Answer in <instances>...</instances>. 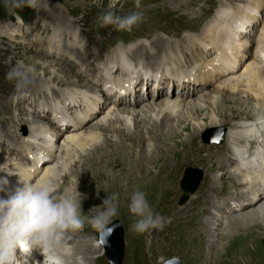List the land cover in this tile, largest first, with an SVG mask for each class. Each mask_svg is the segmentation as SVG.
Masks as SVG:
<instances>
[{
    "label": "rangeland",
    "instance_id": "obj_1",
    "mask_svg": "<svg viewBox=\"0 0 264 264\" xmlns=\"http://www.w3.org/2000/svg\"><path fill=\"white\" fill-rule=\"evenodd\" d=\"M185 1H189V0H185ZM185 1L184 0H140V8H136V0H40V7L39 8L33 9L30 7L24 6L21 8H16V9H12V10L8 11L9 6H8V4H6V0H0V138H1L0 139V151H1L2 156H4V158L3 157L1 158L0 163L7 165L4 167L5 170H7V171H4V172H3V170L0 171V175L9 173L11 176L12 171H10L9 169H6V167L8 168V165H9L8 161L12 162V164H15L13 168L17 172L15 174H12L11 179L9 181L11 183H14V181L12 179L16 175L19 174V170L20 169H21V171L27 170V167H25V168L20 167V165H22L23 162L26 161V159L21 156L22 153L20 152L18 147L19 148L22 147V143L27 142L26 145H31L30 143H32L27 138L21 139L20 141H14V140L18 139V135L9 132V129H10L11 132H13V131L16 132L19 130L20 133L21 132L23 133V128H22L23 126L18 125L16 120L15 119L13 120V118H12V117H14V114H15V108L12 111V107L7 105L8 101L6 99L11 101L14 98V96L16 95L14 92L10 91L11 89L13 91H15L14 82H9L6 79V75H7L8 70L10 68L16 66L17 63L20 61L23 62V66L29 67L31 69L29 75H30V78L33 81V83L26 89V94H24V95H27L28 97L25 98V96H22L21 98H25V100L23 102L28 101V99H30L31 97L35 98L34 101H37V100L39 101V99L41 98L40 101L42 100L41 103H44V105L40 104V107H43V108L46 104V98L43 94L40 95V93L43 92L44 89H45L44 93L46 96H48V92H50L51 90L58 89L60 91L61 94L60 93L58 95L52 94L56 97L54 99L56 101V103L60 102L59 99H61L62 96L66 95V93L63 90H66L67 94H69L70 92L74 94V92H78L79 90L73 89V88H67L69 86V83L67 82L66 79H64V76H62V75L59 77H55V75H54L55 69L54 68L50 69V71H52V72H50L49 74H44L43 70L39 66V65H41V63L43 65H47L50 62H55V63H58L60 66H62V68L64 70H68L69 72H71L70 74L73 75L74 77L84 76L85 79L88 78V76L84 75L83 73H80V68H81V70H84L86 68V65L80 61L81 58H80V60H77L73 55V51H71L70 53L68 51V44H72L75 42L77 45L84 47L87 44L88 40L80 32H79L80 37L78 39L80 41H77L75 38H73L71 36L72 34H70V29L73 26H71L69 23H71V22L78 23V24H81L82 26L85 27V30L88 33V35L86 34V36L90 40H92V42H91L92 47H91V44H88L85 47V49H90V50L93 49V51L91 50L92 56H96L98 54V52L101 53L105 48V46L97 47L98 43H100L102 40H110V39L117 38L124 31L127 33V35H129L133 38L139 37V36H144L142 38H137L133 41L132 50L134 52H136L138 49H140V47H143L145 49H150V46H151L150 43H152V41H156L159 38L162 39L163 37H164L163 39H165V40H167V39L182 40L181 43H178L177 46H175L176 51H179V50L182 51L183 49L186 48V46L183 45V43H184L183 38L185 36H187V37L189 36V38H192V37H195L196 39L199 38L200 40L201 39H208L207 36L211 35L212 33L219 35L220 32L225 31L226 28H223L224 26H226L228 28V34H227V36H225L223 41H221V43L223 44L224 42H228L230 44L231 40L233 41L234 38H236L237 33H235L234 30H232V28H229V26H231L232 23L233 24L235 23V26H236L235 28H237L236 31L241 32L242 30H239L238 27H240L241 23L245 19H247V15L245 13L248 12L252 6L254 7L258 4V2H250L252 0H236V1L235 0H206V4L203 5L201 0H193L195 3L194 4L190 3L187 6V3ZM244 1L248 2V4H245ZM110 3L113 5L112 10L118 16H125L130 12L139 11L143 14V19L137 25L133 26L131 31L117 30L115 28V26H113V25L100 27L99 24L97 23V17L99 14L108 10ZM213 3L215 5H217V4H219V5L214 9V11L212 12L211 15H209V17H211L217 9H218L219 13H217V16H215L214 18H210L212 21H210V23L208 25L204 26L205 19H206V17L208 18L206 7H207V5H212ZM255 3H257V4H255ZM243 8H245V9L242 10ZM238 10H240V11H238ZM224 13L227 14V18H225L224 15L218 16V14L222 15ZM213 19H215V20H213ZM222 20L225 22H228V23L226 25H221V27H222L221 29H223V30L216 29L214 32L213 30H214L215 26H210V25L215 23V21H217L218 23H221ZM49 23H52L51 32L49 34V37H48V35H46V37H44L48 43L41 44L40 40L44 41L42 34H45L42 32V27H43V29L47 28L49 31H50V28L47 26H44V25H39V24H49ZM190 23H191V25H189ZM194 24H195V26H194ZM33 25H36L35 29L38 28V29H36V30H39L38 34H37V31L33 32L32 28H31ZM82 26H81V30L84 31V28ZM187 27H190V29ZM243 27H244L245 32L243 33V35H241V33H240L241 36L239 37V40H237V38L235 39L236 42L239 41L241 44H247L248 45L253 41V44L256 45L259 38H261L260 37L261 34H260V32L256 33V28L254 26V23H252L251 21H250V23L246 22V25H244ZM248 29H253V35H252L251 39H249V37L245 38V39H247V41L244 42L243 38L245 37V34H248ZM210 30H212L213 32L209 33ZM56 35H58V36L60 35V37H62V39H65V42L67 43V45H64L63 49L62 48H54L55 42L53 41V38ZM262 36H264V34ZM240 39H242V41ZM242 42H244V43H242ZM247 45L245 46L246 49H248ZM148 46H149V48H148ZM41 48L44 49L47 53L46 52L44 53V51L41 52V50L38 51ZM54 49L57 53H59L61 55L62 54L63 55H66V54L69 55L70 54L68 56L69 57L68 62L67 63L61 62L59 60V58H57L55 55L52 56L51 52ZM114 51H116L115 53H117V52H122L123 50L118 48V49H115ZM246 52H247V50L244 53H246ZM115 53H112L110 55H113V54L115 55ZM124 54H126V53H124ZM197 57H199V55ZM209 57H210V55H209ZM128 58H126L127 61H132V59L129 55H128ZM140 62L146 64L145 59L140 60ZM35 63H37L36 64L37 67L34 68ZM79 63H80V65L78 68ZM203 63L207 66L210 65L209 61H203ZM251 64H255V61H252V62L250 61V63L248 65H251ZM241 66L242 65H240V67ZM157 67H158V65L153 66V67H147V68H157ZM244 68L245 67H243L239 71L235 72V73H238L237 75H234V73H231V74L226 75V76L223 75L221 77L222 79L219 78V79H221L220 82L218 80L217 83L214 86H212L211 88H208V90H206V89L201 90V91L195 93L192 97L189 96L188 98H182V97L177 95L178 94L177 92L170 94V92L168 90L160 95V97H163L164 99H167L168 101H170V100L174 101V99L175 100L176 99H178V100L179 99L191 100V102H190L191 104H189V106L186 109L181 110V113H184L181 115L183 117V119H182V117H180L179 121L177 120L178 122H176L173 126H171L170 130L168 129L170 132V133L169 132L167 133V135L169 134L168 140H167L168 144H166V146L161 149L164 152L160 151L158 153V155L155 157L154 163H152L151 167L148 168L150 171L147 170L145 172V177L146 176L147 177L145 178V181L143 182L142 189L145 191L146 196L153 195V194L154 195H160L161 192H163L165 189H167V187H169V185L171 183H173L175 180H180L179 185L177 187L179 189V193H178L179 197H177V199L175 201L172 202L171 198L165 197V198H162L158 201H155L154 205H153L154 212H156V213L160 212L161 214L160 213L159 214L163 218L165 217L164 218V226H163L164 229L163 228L162 229L156 228L155 231H154V229H150L144 233L134 232L131 228V225H132L135 218L133 217V215L129 211V205L131 202L132 193L134 190H136V188L122 185L123 179H121L120 181L118 179H115V180H118V181H116L118 189H116V186L109 185V181H111V180L106 179V177L101 178V179L97 178V176L99 175V172L101 173L102 170H101V166H100L101 159H100V157H96V156H99L100 154L103 155L106 151H108L106 153H109V149H108L109 147L108 148L106 147L105 150H102V151L99 150L94 155H92V157H96L92 161L94 163H96V162L97 163L95 166L92 163L87 164L85 166V167L88 166V169L84 168L87 171V178L89 179L87 181L85 175L82 174L81 172H79L80 174H78V175H74V174L71 175L70 171L67 170V169H69L70 165L74 164L75 162H78L77 164L81 165L82 158L80 156L83 153H85L86 149L83 146H81L79 151H78V149L73 151L70 159H68V158L65 159L63 157V155H61V154L59 155L58 151L60 150L59 148H61V145L63 144V138H65L66 135H63V136L57 138L59 140L58 141L59 143L57 142V144H59L60 146L58 145L59 147L57 148V151L55 152L56 154H55V156L53 155V157L51 159L52 163H54V166H55V169H54L55 171L52 173V175L53 176L56 175L55 179L61 187L69 188L70 192L73 195H76V196H78V198L80 197L82 199V201H83V203H82V215L86 221L85 227L82 230L75 232V233H69L68 235L71 237H75V238L87 237V238L92 239V240H89L91 242H88V244L92 245L94 247L97 245L98 248H100V249H98L95 252H91L90 256L100 257L102 264H111L110 260L108 259L107 255L105 254L104 247L102 246L103 244L97 243V241H99V236L91 228V226L88 225L87 217L92 215V213H89V211L93 206L100 205L102 203L103 199L107 198L108 195H112L115 193V194H117V199H119V200L116 201L117 206H118L117 215L115 217H113V219H116V218L120 219L122 222V225L124 227V233H125V259H124V264H139L140 261H141L140 264H163L164 261H166L167 259H170L172 257H177V258L181 259L184 264H222V254L225 252L226 247H223V248H222V246L220 247L221 255L218 257L215 256V254H214V252L216 251V247H211L210 250L207 251L205 254H203L202 252L198 253V251L196 249L191 250L190 247L185 246L178 241L181 237L185 236L186 233H177L178 235L176 236V232L179 231L180 229H182V226L185 227L186 229L193 226L189 222L185 225H182L181 221L182 220H188L189 218H192L193 213H195L196 209L201 208V206L203 205V198H205V194L206 193H208V194L212 193L210 190L208 192L207 183H205L204 181H205V174H206V172L209 173L212 170V167L210 165H212L213 163L211 164V161H212L211 159H210L211 160L210 161V160H207L203 157V155L205 156L208 152L205 151V149H204L205 147L203 148V150H204L203 153L200 151V148L202 147L201 144L215 146V149H217V150H219V148H220V151L214 152V155H213V160L218 162V164H215V165L220 166L223 163V161H225L223 159L230 158V157L221 156V155H226L229 152V151H226L227 148L224 146V144L227 143L226 139L228 141L227 132L229 130V125H231L232 122L233 123L237 122V121L242 122L244 120H247L248 117H246V118L244 117L245 118L244 119L243 115H245V113L237 111L236 110L237 105H236L233 107L235 112H236L234 117L229 119L230 118V111H232L233 108H231L230 111L228 109L224 108L223 109L224 114L228 115V117H225V118H228L229 120L227 119V122L226 123L224 122L223 125H221V126H218V127L209 126L205 129H203L202 132L200 133V135L196 138H193L194 137L193 134H190L191 131H188V130L185 131L184 127L188 124L189 121H191V120H189L190 116H192V117L199 116V112L197 110H194L191 105H193L192 99H197V101L199 103L203 100V99L202 100L198 99L200 95L204 96L203 98L207 103V105H205V106L207 107L208 110L210 108L209 107V101H210L209 98L218 97V99L224 100V98H227L228 96H230L231 98H229L228 100L236 101V99H240V95L241 96L243 95L244 97H247L248 94L251 95L252 92L248 91V88L245 87L246 84L240 86L235 81L236 80L235 78L238 77V75L243 74L245 72V70H243ZM124 70L125 69H121L120 73H123ZM69 81L72 83H75V85L77 84L76 81L74 82V80H69ZM225 81H226V83H224ZM233 86H238L239 90H237V91H239V92L236 91L237 93L232 94L231 93L233 91L232 89H234ZM81 88H83V89H81ZM81 88H79V89L82 91L86 89V87H82V86H81ZM224 88H225V90H224ZM86 93H88V92H86ZM203 94H205L206 96ZM212 94H213V96H211ZM219 94L222 97L219 96ZM195 95H197V96H195ZM76 96L78 97V95L74 94L73 98H76ZM232 97H235L236 99L235 98L232 99ZM147 98L148 97H146V98L144 97V99H142V101L139 103V106H137V105L136 106L135 105L129 106L128 104H124V105H121L119 107L121 109L125 106H128V107H131L133 110L139 111V110H141V108L144 105L148 104L151 101V99L148 98L149 99L148 100ZM153 100H154V98L152 99V101ZM160 100L161 99H159V101ZM237 101H239V100H237ZM19 102H20V100H19ZM48 102H49V100H48ZM248 102H251V104L253 106H258L257 100L254 98L249 99ZM31 103L33 104V101H31ZM221 103H224V102L219 101V105H221ZM111 107H113V106L104 107L101 111L98 112V115H100V117L98 119H96L95 121H92L91 123L85 125L84 128L81 130L85 131L87 127L89 128L90 126H93L96 121H100L102 119V117L104 116V114ZM153 107H155V106H153ZM148 109H149V107L144 108L142 110H143V112H144V110H146L147 111V118H150V115L153 114V112L148 110ZM188 109H189V111H188ZM21 112L22 113H19V115H18V119L19 120H21V119L26 120V126L27 127L29 126L30 128L29 127L28 128L31 131V134L29 135V139L33 138L34 134L31 130L32 124H33L32 121L34 120V117L36 119V117L40 118V116L38 114H36L38 112H36V113H33V112L24 113V109ZM25 116H28V117L25 118ZM47 116H51V114H47ZM126 116H127V118H126L127 122L129 123V125L132 126L133 125V119H132L131 115L126 114ZM158 116L159 115H157V114H153L152 118L154 119V118H157ZM220 117H222L221 114H220ZM211 118H212V116H211ZM3 119L6 120V121H4V123H2ZM249 119H251L249 121H255V120H257V117H256V115H254V116L251 115V117H249ZM150 124H152V123H150ZM203 124L204 123L202 121H200L197 125L201 126ZM246 124H248V122L242 123L240 125H246ZM8 125H9V129H8ZM119 125L116 124L113 128L111 126L108 127V125H103V126H101V128L102 127L103 128L101 129L102 131L100 130V132L101 133L103 132L102 134H104V136H107L108 133H104V132L110 131L109 135H111V133L113 131H115V129ZM141 125H142V128H144V129L141 131L135 132V134H133V137L131 138V140L136 139L137 141L138 140L143 141L145 134L147 135L146 131L148 132L149 130L147 129V127L144 126L143 123H141ZM180 125H182V126H180ZM105 127H107V128H105ZM208 130L210 132H207ZM150 131L153 134V131L152 130H150ZM239 132L247 133V129H239ZM84 134H88V133L85 131ZM142 134H143V136H142ZM205 134H206V136H208V138L215 137L216 135H220L221 137L223 136V141L220 145H217L214 143L213 144L206 143V142L204 143L203 140L205 141V138H203V135H205ZM170 135H172V136H170ZM176 135H179V136H176ZM4 137H5V139L3 141ZM20 138H21V136H20ZM40 138H43V136L39 135V139H38L39 142H40ZM110 138H111V136H110ZM123 138H119V137L115 138L114 137L113 139H115V140L117 139L118 142H123L125 146L130 145L129 141H122ZM9 140H12L14 143L12 144ZM177 141L180 142L181 144L178 143ZM6 142H8V143H6ZM20 142H22V143H20ZM159 142H162V143L165 142L164 141V135H161L159 137ZM44 144L46 145V143H44ZM105 145H106V143L104 144V146ZM222 145H223V147H221ZM155 146H156V142H155ZM217 146H220V147H217ZM82 148H84V150H81ZM134 149L135 148H133V150ZM154 150H155V148H154ZM35 151H37V150H35ZM179 154H180V156H179ZM187 157L189 159H185ZM21 158H23V161H20ZM27 158H28V156H27ZM175 160H177L178 163H180V165L182 164L181 162H183L184 164L181 165L182 167L180 165H177L178 169L173 174H171V172H167V173H163L162 175L159 176L160 166L165 167L167 164H173V162ZM183 160H185V161H183ZM31 161H33V163H34L35 160L31 159ZM46 162L48 163L49 161H47V159H44V161H43V163H45L44 166L47 165ZM62 162H64V164H62ZM109 162H111V164H109L107 167H105V165L103 166V168L105 170L107 169V171L108 170L110 171V165H112L114 163H116V164H114V166L118 165L121 162H123V160H121L119 157L116 156L112 160H110ZM98 163H99V165H98ZM58 166H60L61 168ZM114 166H113V171H115ZM91 167H92V169H91ZM187 167H192L194 169L197 168L198 171L200 172L201 179H200L198 187L194 190L193 194L188 195L189 198L183 204L180 202L183 198L182 191H181V188H182L181 179L184 176V171ZM120 169H123V168H120ZM120 169H117L115 172L119 173L121 171ZM93 170H95V171H93ZM178 170H182L181 171L182 176L180 175V172H178ZM231 170H233V168ZM44 171L45 170L43 169L42 172H44ZM68 171H69V173H68ZM42 172L38 171L39 174L36 173V176L33 178L31 177L29 180L32 182H35L36 180L39 179ZM216 173H217L216 174L217 176H220V174H223L222 171H220V172L218 171ZM174 174H176V175H174ZM65 175L69 176L67 179H69V181L73 183V188H72V185L68 184L69 181H67L68 183L66 181H64L66 179ZM156 177H158L159 179ZM162 177L165 179H163ZM156 179H158V180H156ZM17 180L18 181H15L16 183H18L20 181L19 175H18ZM224 181L227 183V180L224 179ZM146 184H147V186H146ZM61 190H62V188H61ZM140 190H141V188H140ZM235 190L236 189L234 187H230L229 190H225L221 193H218L217 196L221 195V197H225V196L230 197L232 194L235 193ZM244 191H247V189H245ZM197 194L201 195L200 200H198V202L194 201V200L191 202V204H193V205L197 204V207L196 206H193V207L189 206L187 211L181 209L178 212V207L180 208L182 205H185L187 202H189V200L192 197L196 196ZM221 197L218 198L220 200L219 202H222V200H223V198H221ZM168 204H169V206H168ZM253 204L254 203H252L251 205H253ZM249 206H250V204L238 206L229 212L234 211L237 214L246 213V212H248V210H250V209H248ZM239 209H244V210H239ZM192 210H194V212H192ZM236 210H238V211H236ZM189 212H190V214H189ZM166 213L168 214V216ZM176 213L178 215H176ZM186 213H188V214H186ZM173 214H174V216H173ZM182 214H186L187 216L182 215ZM202 214H203V211H200L196 215V218L197 219L201 218ZM251 214L252 213L246 214V216H244L243 219L251 217ZM169 218H171V219H169ZM178 218H180V219H178ZM172 221H173V223H172ZM170 223H171V225H170ZM172 224H173V226H172ZM204 224H205L204 222L200 221L199 228L203 227ZM226 225H227V223L225 224L224 227L221 226V228H223V229L226 228ZM162 230L164 233L162 232ZM164 230H166V231H164ZM234 231H235V229H234ZM262 232L263 231L261 229H255V231H253V232L239 231V232H236L233 234V236H232L233 238H231V241H233L234 243H237V242L244 243V244L240 245L244 249L242 251H240L239 257L234 258V260L232 261V264L235 260H236V262L234 264H251V263L252 264H259L261 261L262 262L260 264H264L263 263L264 262V241H263L264 239L256 240V238L258 236H262ZM139 234H141V235H139ZM140 236H141V238H140ZM93 237H95V239H93ZM152 237H154L155 239ZM165 237L167 239H164ZM168 237H169V239H168ZM142 238H143V240H142ZM150 238L152 241L150 240ZM71 241H74V240L71 239ZM146 243H147V245H146ZM221 244H226V241L222 242ZM164 245H165V247H163ZM147 246H149L148 250H147ZM152 247H156L157 249L152 248ZM166 247H168V248H166ZM228 247L229 248L227 250V253L224 254L225 260H230L232 253L234 252V245L230 244ZM250 247H252V248H250ZM158 248H159V250H158ZM161 251H163V252H161ZM151 252H153V253H151ZM143 254L145 256H143ZM229 255H231V256H229ZM259 256L261 257L262 260H260ZM73 259L74 258H71L70 261H72ZM239 260H240V262H239ZM242 261H243V263H242ZM87 264H96V261L91 260L90 263H87Z\"/></svg>",
    "mask_w": 264,
    "mask_h": 264
},
{
    "label": "bare ground",
    "instance_id": "obj_2",
    "mask_svg": "<svg viewBox=\"0 0 264 264\" xmlns=\"http://www.w3.org/2000/svg\"><path fill=\"white\" fill-rule=\"evenodd\" d=\"M256 1L258 2V4L255 6V8H259V7L264 6L262 3V0H256ZM185 2L187 3V6L190 3L191 4L195 3L193 0H189V1H185ZM245 4H248V2H245ZM244 9L245 8H243L242 10H244ZM238 11H240V10H238ZM245 14L247 15V19L253 20L252 22H254L256 20V12L254 14L246 12ZM223 15L225 18H227L226 13L222 14V16ZM207 22H208V20L205 21V24L210 23V22H208V23ZM222 22H223V20H222ZM205 24H204V26H205ZM189 25H191V23ZM212 25L215 26V29L213 30L214 32L216 29L222 28L220 24H217V21H215V23L211 24L210 26H212ZM194 26H195V24H194ZM187 28L190 29V27H187ZM229 28H232V25L229 26ZM238 28L240 29L241 26ZM36 29H38V28H36ZM226 29H228V28H226ZM235 29H237V28H235ZM235 29H232V30H235ZM221 30H223V29H221ZM213 31L210 30L209 33H212ZM42 32L45 34H48L50 31L47 28L43 29V27H42ZM240 33H242V32H237V35H239ZM227 34H228V30H225V31L220 32L219 35L212 33L211 35L207 36L208 39H201V40L199 38L196 39L195 37L189 38V36L188 37L185 36L183 38V42L188 40L190 42V44L187 45L186 48L183 49L182 51L179 50L180 52L175 50V46H177L178 43H181L182 40H173V39L165 40V39H163L164 37L162 39L159 38L156 41H152L150 49H145L143 47H140V49H138L136 52L133 53V57L135 59L140 58V60L145 59L146 64L140 63L141 67H153V66L158 65L157 68H148V69H150L152 71H157L158 74L156 76V83L158 82L159 78H161L160 83H162L164 85H161L162 88L155 91L151 87V85L154 82H152V80L150 81L148 79V85H147L146 91H141L142 88H140V90H138V87H137L136 88V96L133 100L129 97V95L126 94L123 98H121L117 102L116 105H114L113 107L108 109V111L104 114V116L102 117V119L100 121H96L93 126L86 128L85 131L88 134H84L85 131L81 130L84 127L80 128V129H73L72 127H70L72 125H68L69 127H67L66 128L67 130L64 131L62 128H60V125L56 124V122H54L52 120L51 116H47V113L45 114V112L43 114L44 117H41L40 115H39L40 118L36 117V119H35V117H34V120L32 121L33 124H32L31 130H32L33 134L36 133L37 135H42L43 138H40V142H39V140H37L36 143L35 142L30 143L31 145H26L27 142L26 143L20 142V143H22L24 146H31L32 148H35V150H37V151L40 150V153H38V155H36L34 157H30L31 159L34 160L35 157L37 158L38 156H40L41 159H43V161H44V159H47V161H49V162L48 163L46 162L47 165H45V166H44V164H45L44 163L42 168H38L37 166H35V164H36L35 161L33 163L34 166L27 165L26 162L30 163L31 159L26 158V161H24L22 164L23 165L22 168L27 167V170L21 171V169H20L19 174L21 176H23L24 179L29 180L31 177L32 178L35 177L36 173L39 174L38 171L42 172L44 169L45 171L42 172V174L40 175L38 180L55 178L56 175L55 176L52 175V173L55 171L54 170L55 166H54V163H52L51 159H52L53 155L55 156V154H56L55 152L57 151V148L60 146L59 144H57V142L59 140L57 141L56 139L58 137L66 135V137L63 138V144L61 145V148H59L60 149L58 151L59 155L60 154L63 155V157L65 159H67V158L70 159L74 150L78 149V151H79L81 146H83L86 149L85 153H83L80 156L82 158L81 165L80 164L78 165L77 164L78 162H75L74 164L70 165L69 169H67L70 171L71 175H73V174L78 175V174H80L79 172H81L82 174L85 175L86 180L88 181L89 179L87 178V171H86V169H88V166L87 167H85V166L87 164H91V163L95 166L97 162L94 163L92 160H94V158H96V157H100V159H101L100 166H101L102 172L101 173L99 172V175L97 176V178L101 179V178L106 177V179L111 180V181H109V185L116 186V189H118L116 181H118V180L120 181L121 179H123L122 180L123 183L121 182L122 185L134 187V188L139 189V190L141 188V190L144 191L142 189L143 182L145 181V178L147 177V176L145 177V172L147 170H149L148 168L151 167L152 163H154L155 157L158 155V153L160 151H162L161 149L164 148L166 146V144H168L167 140H168L169 134L167 135V133L169 132L171 126H173L176 122H178L180 117H182L181 115L184 114V113H181V110L186 109L189 106V104H191L190 103L191 100H188V99H186V100H183V99H179V100L176 99L175 100L174 99V101L173 100L168 101L167 99L160 97V95L168 90L170 92V94L177 92L178 96H180L182 98H188L189 96L192 97L195 93H197L201 90H204V89L208 90V88H211L212 86H214L215 84H213L209 78H206L203 75L198 76L196 73L188 74L184 71H186L189 67L193 66L195 61H196V64L197 63L202 64L203 61H209V62L212 61V59L209 60L210 57L208 55L211 52V49L204 48L202 46L198 47L199 54L202 55L203 57L207 56L208 58L206 57V59L200 58V59L196 60L198 57H197L196 53L193 51L195 42L205 43V45H212V47L215 48V50H216V49L221 48V45H222L221 41H223V39L225 38V36H227ZM237 35H236V38H237ZM252 35H253V29H248V34L245 35L243 40L247 41V39H245L247 37H249V39H251ZM236 38H234V40ZM240 40L242 41V39H240ZM233 41L231 40V42H230L231 45H233ZM42 42L43 41L40 40V43H42ZM238 44H239L238 45V49H239L238 53L240 54V56H242L240 59V64H241L242 60H243L242 58L245 57V55L247 54V52L246 53H244V52L248 49H246V47H245L247 44H241V43H238ZM148 48H149V46H148ZM72 50L74 52L73 55H75L76 58H78V59L81 58L82 62L87 63V65L90 67V70L94 74L98 70H109V69L111 70V68L113 66L112 63H108V62L99 63V62H97V59L101 55V53L98 52V54L96 56H92L93 49H91L92 51L90 49H84L83 51H81L79 48L73 47ZM72 50H70V51H72ZM115 52L116 51H114L113 53H115ZM124 53L125 52H123V51L117 52V53H115V55L113 54L114 56L109 55V57H107V59L108 60L111 59L110 61H112L115 64L114 69L116 68L115 69L116 72H121V69H125L126 71L124 70L122 74L127 75L128 73H130L129 72V66L126 63L127 62L126 58H128V56L126 57V54H124ZM51 55L54 56L55 54L52 53ZM223 57L226 61H221L220 66H217L214 63L210 62L209 63L210 65L208 64L209 66L202 64V66L193 67L192 70L197 69V67H201V68L206 67L208 71H215V72L219 71L220 74H216L217 81L223 75H227V74L229 75L231 73H234V75H237L238 73H235V72L239 71V69L233 70L231 72H230V69L231 68L234 69V67L237 65L239 59H236V58L231 59V53H228V52L224 53ZM58 58L61 62H66V63L68 62V59H69L66 56H61ZM182 58H184L185 63L182 62ZM255 58H257L256 55H255ZM245 63H246V61H244L242 63V67L245 65ZM36 64L37 63L34 64V68L37 67ZM39 66L43 70L44 74H49L50 72H52V71H50V69L54 68L55 69V74H54L55 77H59L62 75V76H64V79H66L67 82L69 83V86L67 88H73V89L79 90L78 92H74V94L78 95V97L76 96V98H73L74 94L71 92L69 94L66 93V95L62 96V98L59 99L60 102L56 103V105H55L56 108H60V107L63 108L66 105H69L68 107H70L72 105L71 100L75 103V105L77 103H81V102H83L82 106L84 105V103H85V106L88 105V103L86 101L90 100V98H89V94L86 92H87V89L89 88V82H90L89 78L85 79L84 76H76L77 77L76 78L70 74L71 72H69L68 70H64L62 68V66H60L58 63H55V62H50L47 65H43L41 63V65H39ZM180 72H183L182 73L183 77L187 78L186 79L187 81L185 82V84L181 87V89H176L175 84L173 85L172 89H168L165 86V84L168 83V81L171 79H169L168 77H163V73L164 74L167 73L170 76V78H173V76H171V73H174V74H176L175 76H178V74ZM133 73H135L137 75V79L126 81L130 84V86H128V87H131L135 82L139 81V83H142V81H143L141 72H138L137 70H135ZM133 73H130V75H128L126 78L133 76L134 75ZM107 76L108 75L103 76V80H105L106 82H107ZM200 78H202V79H200ZM145 79H146V77H145ZM221 79H219V82L221 81ZM235 79H236L235 80L236 83H238V85H240V86L246 84L245 87H247L248 91L252 92L253 94L252 93H251V95L248 94L247 97L240 95V99H236L235 97H232V99L235 98L236 101L228 100L229 98H231L230 96H228L227 98L223 97L224 100L218 99V97L209 98L210 99L209 110L205 106V105H207V103L203 98L204 96H202V95L199 96L198 99H200V100L203 99L200 103L197 101V99H192L193 105H191V106L193 107L194 110H197L199 112V116H196V117L190 116L189 120H191V121H189L188 124L186 123L187 125L184 127L185 128L184 130L185 131H187V130L191 131L190 134H193V136H194L193 138L198 137L200 135V133L202 132V130L209 127V126L218 127V126L223 125L224 122L226 123L228 118H225V117H228V115L224 114V110H223L224 108H226L230 111L231 108H233L234 106L237 105L236 110L239 112H244L245 115H243V118L248 117V119L244 120L242 122L241 121L240 122L237 121L234 123L232 122V124L229 125V130L227 132L228 141L226 139L227 143L224 144V146L227 148L226 151H229V154L227 153L226 155H221V156L230 157V158L223 159L225 161H223V163L220 166L215 165V164H218V162L213 160L214 152H219L220 148H219V150H217V149H215V146L201 144L202 147L200 146L201 147L200 151L203 153V151H204L203 148L205 147L204 148L205 151L208 152L205 156L203 155V157L207 160L211 159L212 160V161L210 160L211 164L213 163L212 165H210L212 167V170L209 173L206 172L205 181H204L205 183H207L208 192L210 190L212 193H210V194L206 193L205 194V198H203V205L201 206V208L196 209L195 213H193L192 218H189L188 220H182V221L180 220L182 225H185L189 222L193 226L189 227L188 229H186L185 227L182 226V229H180L179 231L176 232V236L178 235L177 233H186L185 236L181 237L178 241L180 243H182L183 245L190 247L191 250L196 249L198 251V253L202 252L203 254H205L207 251L210 250L211 247H216V251L215 252L213 251V252H214L215 256L218 257L221 255L220 247L221 246H222V248L226 247L225 252L222 254V264H232V261L234 260V258L239 257L240 251H242L244 249L243 247L240 246L244 243H241V242L234 243L233 241H231V238H233L232 236L234 233L239 232V231L253 232V231H255V229H261L263 231L262 236H258L256 238V240L264 239V143H263L264 142V73H262L260 71V68L257 64H251V65H247L245 68V72L243 74L238 75V77H236ZM69 80H74V82L76 81L77 84L75 85V83H72ZM189 80H192L197 84L189 82ZM224 83H226V81ZM122 84H124V83H122ZM125 84H124V86H126ZM81 86L86 87V89L83 91L80 90L79 88H81ZM92 87H94L93 84L90 85V88H92ZM234 87H236V86H233V88ZM224 90H225V88H224ZM50 92H51V94H54V95H58L60 93V91L58 89L51 90ZM50 92H48V93H50ZM220 94H219V96H221ZM203 95H205V94H203ZM195 96H197V95H195ZM211 96H213V94ZM144 97L145 98L148 97L149 99H151V101L154 98L155 101L154 100L152 102L148 101L149 103L144 105L141 108V110H139V111L133 110L131 107H128V106H125L121 109L119 107V106L124 105V104H128L129 106H131V105L139 106V103L142 101V99H144ZM25 98H26V96H25ZM25 98L20 97V102H23L25 100ZM253 98L257 100L258 106H253L251 104V102H248L249 99H253ZM159 99H161V100L159 101ZM237 100H239V101H237ZM37 101H33V106H34V110L32 111L33 113H36V112L39 113L38 108L37 107L35 108V105L38 104ZM101 101H102V98H99L97 100H92L90 105H89L90 107H87V106L85 107V111L87 113L92 111L93 110L92 106H95L97 104H99L98 105L99 111H101L104 107H107L108 103L107 102L101 103ZM219 101H222L224 103H221V105H219ZM20 102H18V103H20ZM42 104L44 105V103H42ZM48 105H49V103L45 104V106H44L45 110L47 109ZM153 106H155V107H153ZM148 107H149L148 110L152 111L153 114H157L159 116L157 118L153 119L152 118L153 114H151L150 118H147V111L144 110V112H143L142 109L148 108ZM188 111H189V109H188ZM69 113L72 114L71 111L70 112L69 111H67V112L59 111V114H61L63 117L64 116L68 117ZM235 113L236 112L233 108L232 111H230V118L229 119L234 117ZM126 114L131 115V117L133 119V125L132 126L129 125V123L127 122ZM220 114L222 117H220ZM251 115H253V116L256 115L257 120L249 121V120H251V119H249V117H251ZM211 116H212V118H211ZM182 119H183V117H182ZM2 121H3L2 123H4V121H6V120L3 119ZM66 121H68V120H66ZM200 121H202L204 123L201 126L197 125ZM245 122H248V124L240 125V124L245 123ZM76 123H77V121H76ZM141 123H143L144 126L147 127V129L149 130L148 132L146 131L147 135L145 134L143 141H141V140L137 141L136 139L131 140V138L133 137V134H135V132H138V131H141L144 129V128H142ZM150 123H152V124H150ZM116 124H118V125L120 124L121 126L120 125L117 126L115 131H113L114 133L111 131L113 133V134L111 133V135H109L110 131L104 132V133H108L107 136H104V134H102L103 132L102 133L100 132V130L103 128V127L101 128V126L108 125V127L111 126L113 128ZM180 126H182V125H180ZM105 128H107V127H105ZM239 129H247V133L239 132ZM150 130L153 131V134L151 133ZM70 133H72V134H70ZM17 135H18V139L14 140V141H20L21 139L26 138V137L21 136L19 134H17ZM161 135H164V141L165 142H163V143L159 142V137ZM20 136H21V138H20ZM100 136H102V138ZM110 136H111V138L112 137L113 138L114 137L115 138L116 137H119V138L124 137L122 141H129L130 145L125 146L123 142H118L117 139L116 140L113 138L111 139ZM142 136H143V134H142ZM170 136H172V135H170ZM176 136H179V135H176ZM216 136H219V135H216ZM219 137H218V139H219ZM54 139L56 141L53 144H51ZM208 139L209 138L206 137L205 141L203 140V142L207 143V141L209 142V141L216 140V138H211L210 140H208ZM260 139H262V140L260 141ZM9 141L11 143L13 142L12 140H9ZM155 142H156V146H155ZM44 143H46V145ZM105 143H106V145L104 146ZM178 143H180V142H178ZM243 144H245V145H243ZM231 145H233L235 147H240L242 145V148L233 149L231 147ZM106 147L107 148L109 147L108 148L109 153H106V152H108V151H106L105 153L103 152L104 153L103 155L98 154L99 156L92 157V155H94L99 150L100 151L105 150ZM217 147H220V146H217ZM221 147H223V145ZM84 148H82L81 150H84ZM133 148H135V149L133 150ZM154 148H155V150H154ZM257 151H258V153H257ZM162 152H164V151H162ZM244 154H247V157H244ZM236 155H240V160L237 159ZM116 156L119 157L121 160H123V162H121L120 164L115 165V166H114V164H116V163L110 165V171L111 172L108 170L110 172L109 173L107 171V169L105 170L103 168V166L105 165V167H107L109 164H111V162H109V161L112 160ZM179 156H180V154H179ZM2 157L4 158V156H2L1 151H0V160ZM48 157H49V159H48ZM185 159H189V158L187 157ZM177 160H175L173 162V164H167L165 167L160 166L159 176L162 175L163 173H167V172H171V174H173L178 169L177 165H180V163H178ZM20 161H23V158H21ZM183 161H185V160H183ZM181 163L184 164L183 162H181ZM62 164H64V162H62ZM98 165H99V163H98ZM60 166H58V167H60ZM113 166L115 167V171L117 169H120V168H123V169H120L121 171L119 173H117V172L113 171ZM84 168H86V169H84ZM232 168L234 170H231ZM6 169H8V168L6 167ZM91 169H92V167H91ZM69 171H68V173H69ZM93 171H95V170H93ZM181 171L182 170H178V172H180V175L182 176ZM218 171L219 172L222 171L223 174H220V176H217L216 172H218ZM185 172H186V169L184 171V175H185ZM174 175H176V174H174ZM0 177H6L8 179V181L11 179V176L9 173L0 175ZM68 177H69L68 175H65L66 179L64 181H66V182L69 181V179H67ZM158 177H156V178H158ZM183 177H182V179H183ZM115 179H118V180H115ZM158 179H156V180H158ZM163 179H165V178H163ZM182 179H181V181H182ZM224 179L227 180V183L224 181ZM16 181H18V180L16 179ZM125 182H126V184H125ZM179 182H180V180H175L173 183H171L169 185V187H167V189H165L163 192H161L160 195H154L153 194V195L147 196V199L149 200V203L152 205V207H153L155 201H158V200L165 198V197L171 198L172 202L175 201L177 199V197H179L178 196L179 189L177 188L179 185ZM68 184L72 185V188H73L72 182L69 181ZM17 186L22 187V184H20L19 182L16 183L15 181H14V183H11L9 181V185H8L9 189L14 190ZM146 186H147V184H146ZM229 186L234 187L236 189L234 194H232V195L230 194L231 195L230 197H228V196L221 197V195L217 196L218 193H221L225 190H229V188H230ZM245 189H247V191H244ZM181 191H182V196L191 195L194 192V191H191L190 189H184V188H181ZM0 196H3L6 198L5 193H0ZM200 196H201L200 194L199 195L197 194L196 196L192 197L191 198L192 200L190 199L189 202H187L185 205H182L180 208L178 207V212L181 209L187 211L189 206H191V207L196 206L197 207V204L193 205V204H191V202L193 200L198 202V200H200ZM219 197L223 198L222 202H219L220 201L218 199ZM79 199H81V198L79 197ZM117 200H119V199H117ZM186 201H180V202L184 204ZM81 203H83V201H81ZM252 203H254V204L251 205ZM245 204H250V206L248 207V209H250V210H248V212L240 213V214H237L234 211L229 212L232 209H235L238 206H243ZM168 206H169V204H168ZM239 210H244V209H239ZM200 211H203L202 217L197 219L196 215ZM236 211H238V210H236ZM192 212H194V210H192ZM248 213H252L251 217L243 219V217L246 216V214H248ZM186 214H188V213H186ZM186 214H182V215H186ZM189 214H190V212H189ZM176 215H178V214L176 213ZM167 216H168V214H167ZM173 216H174V214H173ZM169 219H171V218H169ZM178 219H180V218H178ZM200 221L204 222L205 224L203 227L199 228ZM172 223H173V221H172ZM226 223H227L226 228H224V229L221 228V226L224 227ZM170 225H171V223H170ZM172 226H173V224H172ZM234 229H235V231H234ZM155 230L156 229H154V231ZM164 231H166V230H164ZM162 232H163V230H162ZM139 235H141V234H139ZM69 237L70 238H68L66 240L64 247L60 250V254L63 256V258L66 261L68 260L67 261L68 264H87V263H90L91 260H95L96 264H102L100 257L90 256L91 252H95L98 249H100V248H98L97 245L94 247V246L88 244V242H91L89 240H92V239L87 238V237H84V238H75V237H71V236H69ZM140 238H141V236H140ZM152 238H154V237H152ZM71 239L74 241H71ZM164 239H167V238L165 237ZM168 239H169V237H168ZM142 240H143V238H142ZM150 240H151V238H150ZM224 241H226V244H221ZM230 244L234 245V252L232 253V256L229 255V256H231L230 260H225L224 254L227 253V250L229 248L228 246ZM146 245H147V243H146ZM163 247H165V245ZM148 248H149V246H147V250H148ZM152 248H156V247H152ZM166 248H168V247H166ZM250 248H252V247H250ZM158 250H159V248H158ZM161 252H163V251H161ZM151 253H153V252H151ZM144 254H143V256H145ZM16 255H17L18 260L19 259L21 261L27 260V259H24L23 254L19 253L18 251H17ZM71 258H74V259L72 261H70ZM259 258H260V260H262L260 256H259ZM140 262H139V264H140ZM235 262H236V260L233 262V264ZM239 262H240V260H239ZM242 263H243V261H242Z\"/></svg>",
    "mask_w": 264,
    "mask_h": 264
},
{
    "label": "clouds",
    "instance_id": "obj_3",
    "mask_svg": "<svg viewBox=\"0 0 264 264\" xmlns=\"http://www.w3.org/2000/svg\"><path fill=\"white\" fill-rule=\"evenodd\" d=\"M6 4L10 10L24 6L36 9L40 7V0H6ZM136 8H140V0H136ZM112 9L110 3L108 10L98 15L100 27L113 25L117 30L131 31L143 19L139 11L118 16ZM30 71L22 61L8 70L6 79L14 82L17 93L14 99L26 94V89L33 83ZM4 167L0 166V171ZM18 175L22 187L17 186L14 190L9 189L6 177H0V193L6 194V198L0 196V264H19L16 254L22 242L40 250L45 258L44 264H68L60 250L70 238L69 233L85 227L82 200L69 188L61 187L55 178L32 182ZM116 201L117 194L108 195L100 205L93 206L89 211L92 215L87 217V223L98 234L100 243H107V238L116 227L113 224L118 210ZM129 211L135 218L131 227L136 233L164 226V218L154 212L142 190L133 191Z\"/></svg>",
    "mask_w": 264,
    "mask_h": 264
},
{
    "label": "water",
    "instance_id": "obj_4",
    "mask_svg": "<svg viewBox=\"0 0 264 264\" xmlns=\"http://www.w3.org/2000/svg\"><path fill=\"white\" fill-rule=\"evenodd\" d=\"M206 134L203 138H206ZM221 141V140H220ZM196 168L187 167L185 175L181 181V186L184 189L194 191L200 182L201 175L198 172H193ZM199 174V175H197ZM188 195H184L182 201H185ZM113 224L116 225L112 234L107 238V243H102L105 253L111 264H124L125 259V233L124 227L120 219H113ZM100 241V238H99ZM163 264H184L183 261L177 257H172L163 262Z\"/></svg>",
    "mask_w": 264,
    "mask_h": 264
},
{
    "label": "snow or ice",
    "instance_id": "obj_5",
    "mask_svg": "<svg viewBox=\"0 0 264 264\" xmlns=\"http://www.w3.org/2000/svg\"><path fill=\"white\" fill-rule=\"evenodd\" d=\"M21 248L24 250V251H29L30 249H29V247H28V245L27 244H25V243H21Z\"/></svg>",
    "mask_w": 264,
    "mask_h": 264
},
{
    "label": "trees",
    "instance_id": "obj_6",
    "mask_svg": "<svg viewBox=\"0 0 264 264\" xmlns=\"http://www.w3.org/2000/svg\"><path fill=\"white\" fill-rule=\"evenodd\" d=\"M8 11H10V8L8 9ZM8 11H7V12H8Z\"/></svg>",
    "mask_w": 264,
    "mask_h": 264
}]
</instances>
